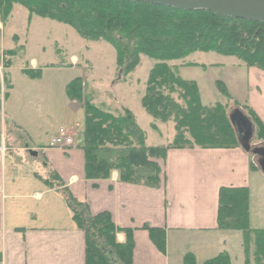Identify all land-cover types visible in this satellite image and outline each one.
Segmentation results:
<instances>
[{
  "label": "trees",
  "instance_id": "trees-1",
  "mask_svg": "<svg viewBox=\"0 0 264 264\" xmlns=\"http://www.w3.org/2000/svg\"><path fill=\"white\" fill-rule=\"evenodd\" d=\"M17 6L23 7L30 18L36 16L71 27L88 42L110 44L124 78L136 71L141 56L155 62L141 105L154 121L172 127V140L159 147L151 146L146 131L129 109L115 115L86 97L85 132L83 144L79 145L84 155L85 180L107 181L117 173L120 183L160 189L163 179L160 161L165 160L170 150L240 147L229 120L237 108L244 113L248 111L245 115L256 127L254 140L264 142L262 123L248 108L242 109L225 86H220L224 101L206 105L197 83L183 80L171 64L195 53L213 52L236 57L246 67L264 72L263 23L124 0H0L3 26ZM15 55V50L3 54L2 71L11 66ZM37 71L24 70L30 77L38 76ZM2 74L0 97L2 88H6ZM81 89V82L71 86L69 94L73 93L69 96L80 99ZM1 108L0 99V113ZM158 125L152 124L153 129ZM66 194L73 220L85 233V264H133V230L119 227L108 212L90 215L85 205L68 191ZM218 205L219 230L243 233L247 264H264V230L250 232L249 189L221 188ZM144 230L164 252L166 230L149 226ZM119 235L124 237L123 242L118 240ZM184 264L197 263L192 255H187ZM205 264H232V261L228 253H222Z\"/></svg>",
  "mask_w": 264,
  "mask_h": 264
},
{
  "label": "crops",
  "instance_id": "crops-1",
  "mask_svg": "<svg viewBox=\"0 0 264 264\" xmlns=\"http://www.w3.org/2000/svg\"><path fill=\"white\" fill-rule=\"evenodd\" d=\"M8 50L14 49L2 48V55ZM239 62L235 74L244 69L245 78L235 77L227 90L264 126V72ZM20 143L13 136L0 142V258L5 264H85V233L73 220L66 191L90 215L108 212L119 227L133 230V264H184L187 255L205 264L227 253L232 235L218 228L220 189L250 191L252 175L260 171L256 157L241 147L170 150L160 161L162 185L152 189L120 183L116 173L107 181L85 180L84 157L74 150L79 146L46 150ZM33 159L41 160V171L29 168ZM251 219L250 208V226ZM145 226L166 230L164 252L153 244Z\"/></svg>",
  "mask_w": 264,
  "mask_h": 264
},
{
  "label": "rangeland",
  "instance_id": "rangeland-1",
  "mask_svg": "<svg viewBox=\"0 0 264 264\" xmlns=\"http://www.w3.org/2000/svg\"><path fill=\"white\" fill-rule=\"evenodd\" d=\"M4 27L5 30L0 31V66L2 48L14 49L16 55L12 57L11 66L1 71L6 88H2L0 97V142L13 136L22 147L55 149L57 134L65 128L75 133L82 146L86 97L115 115L130 109L146 131L149 145L159 147L172 140V127L154 121L141 105L149 72L155 65L152 59L141 56L136 71L124 78L117 67L115 49L110 44L88 42L69 26L36 16L30 18L23 7L17 6ZM32 61L37 62L39 75L36 77L24 72L26 69L34 72ZM238 63L236 57L209 52L195 53L171 64L176 66L183 80L197 83L202 102L209 105L224 101L220 86L227 89L226 84L234 85L235 77L245 78L244 69L235 74L236 66H241ZM79 82L82 83L81 98L70 97L73 93L69 94L70 87ZM249 108L254 109L250 102ZM11 118L14 123L10 122ZM152 124L159 125L153 129ZM260 144L256 140L252 142L253 147H263ZM81 146L74 150L83 155ZM40 156L43 157V153ZM32 162L29 168L33 171L43 169L41 160L33 159ZM250 202V232L264 230V175L260 171L252 175ZM227 234H232L225 248L232 264H247L243 233Z\"/></svg>",
  "mask_w": 264,
  "mask_h": 264
},
{
  "label": "water",
  "instance_id": "water-1",
  "mask_svg": "<svg viewBox=\"0 0 264 264\" xmlns=\"http://www.w3.org/2000/svg\"><path fill=\"white\" fill-rule=\"evenodd\" d=\"M138 2L179 11H206L220 17L257 22L264 24V0H124ZM237 141L248 154L257 157L258 166L264 175V147H253L256 135L253 121L241 109H235L229 115ZM31 155L37 156L32 152ZM17 232L24 230L18 229Z\"/></svg>",
  "mask_w": 264,
  "mask_h": 264
},
{
  "label": "built area",
  "instance_id": "built-area-1",
  "mask_svg": "<svg viewBox=\"0 0 264 264\" xmlns=\"http://www.w3.org/2000/svg\"><path fill=\"white\" fill-rule=\"evenodd\" d=\"M2 69H3L2 66H0V73ZM55 143H56L54 147L55 149L66 150V149L78 147L80 141L77 140L74 132L66 129H61L56 137ZM0 264H5L1 260V258H0Z\"/></svg>",
  "mask_w": 264,
  "mask_h": 264
},
{
  "label": "bare ground",
  "instance_id": "bare-ground-1",
  "mask_svg": "<svg viewBox=\"0 0 264 264\" xmlns=\"http://www.w3.org/2000/svg\"><path fill=\"white\" fill-rule=\"evenodd\" d=\"M182 25V24H181ZM220 32H221V30H220ZM127 57V56H126ZM204 134V133H203ZM151 182V181H150ZM153 182V181H152Z\"/></svg>",
  "mask_w": 264,
  "mask_h": 264
},
{
  "label": "flooded vegetation",
  "instance_id": "flooded-vegetation-1",
  "mask_svg": "<svg viewBox=\"0 0 264 264\" xmlns=\"http://www.w3.org/2000/svg\"><path fill=\"white\" fill-rule=\"evenodd\" d=\"M257 158V157H256ZM259 159L257 158V161H258Z\"/></svg>",
  "mask_w": 264,
  "mask_h": 264
}]
</instances>
